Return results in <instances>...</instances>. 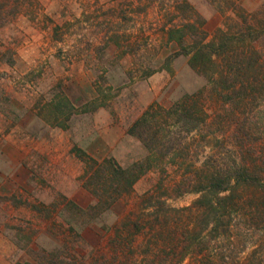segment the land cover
I'll list each match as a JSON object with an SVG mask.
<instances>
[{
	"label": "rangeland",
	"instance_id": "1",
	"mask_svg": "<svg viewBox=\"0 0 264 264\" xmlns=\"http://www.w3.org/2000/svg\"><path fill=\"white\" fill-rule=\"evenodd\" d=\"M185 2L192 10L179 9ZM195 18L207 42L224 30L264 61V0H0V264H264L263 191L242 192L226 237L194 205L193 164L264 160V94L225 104L168 39ZM185 94H200L207 113L204 146L175 145L191 146L182 169L154 164L108 214L79 227L67 205L95 199L74 149L130 168L148 151L129 128Z\"/></svg>",
	"mask_w": 264,
	"mask_h": 264
},
{
	"label": "trees",
	"instance_id": "2",
	"mask_svg": "<svg viewBox=\"0 0 264 264\" xmlns=\"http://www.w3.org/2000/svg\"><path fill=\"white\" fill-rule=\"evenodd\" d=\"M178 7L182 11L192 10L186 2ZM242 24L246 26L248 21L243 19ZM167 36L181 47L183 54L190 56L192 70L221 89L225 104L248 105L257 93L263 96L264 61L258 51L235 46L236 38L228 32L220 30L216 41L207 42L203 23L195 18L181 28L169 29ZM199 97L200 94H185L170 108L152 105L132 124L128 133L141 141L148 156L130 168H124L112 157L100 162L84 150L74 149L85 163L84 187L95 199L87 208H79L72 202L67 205L69 210H75L79 227L83 229L108 214L123 196L133 192L136 183L154 164L170 159L169 163L182 169L191 155V146L171 152L175 145L181 146L191 137L197 149L204 146L207 138L201 134L208 125L207 113ZM191 171L193 179L189 178V184L199 195L194 205L211 217L206 227L214 237L231 234V218L239 211L242 192L251 187L264 192V160L237 158L230 164L220 154L219 159L209 157L201 167L193 164L188 173Z\"/></svg>",
	"mask_w": 264,
	"mask_h": 264
}]
</instances>
